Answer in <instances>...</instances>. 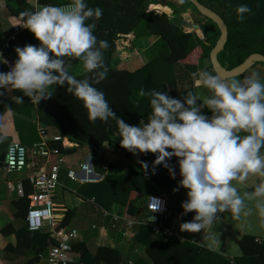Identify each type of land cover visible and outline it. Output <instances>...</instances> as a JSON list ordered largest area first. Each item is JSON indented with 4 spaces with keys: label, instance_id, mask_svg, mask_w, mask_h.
<instances>
[{
    "label": "clouds",
    "instance_id": "1",
    "mask_svg": "<svg viewBox=\"0 0 264 264\" xmlns=\"http://www.w3.org/2000/svg\"><path fill=\"white\" fill-rule=\"evenodd\" d=\"M235 10L238 21L251 12L246 4ZM102 14L100 7H88L86 0H72L68 10L45 5L21 12L23 27L39 45L14 48L17 58L9 71L0 72V88L19 90L38 104L51 97V86L66 84L67 92L83 102L90 121L116 119L120 145L133 155L156 154L153 166L162 165L173 178L175 170L167 161L178 158L179 185L188 190L181 203L182 214L194 213L190 221L180 224V230L197 233L207 228L202 247L212 249L218 241V233L213 231L217 213L228 212L237 220L255 213L264 226V179L253 183L252 191L243 196L233 183L243 184L250 174L264 177V82L258 73L243 79H222L206 70L194 73L195 86L207 89L210 95L200 97L189 91L177 99L152 90L146 93L151 97L147 122L129 125L116 117L104 93L93 86L106 76L103 50L108 42L98 41L94 23L86 21L98 20ZM65 57L81 60L92 81L71 75ZM0 63H6L2 55ZM15 99L23 103L21 97ZM140 164L148 169L147 162ZM246 199L254 201L253 207H248Z\"/></svg>",
    "mask_w": 264,
    "mask_h": 264
},
{
    "label": "trees",
    "instance_id": "2",
    "mask_svg": "<svg viewBox=\"0 0 264 264\" xmlns=\"http://www.w3.org/2000/svg\"><path fill=\"white\" fill-rule=\"evenodd\" d=\"M202 5L216 12L226 23L229 31L228 42L225 49L219 54L218 58L221 65L227 70H233L242 65L250 56L259 54L264 56V0H198ZM150 0H86L88 7L102 9V16L96 20L90 18L86 23H94L93 34L97 40H106L108 48L103 50V59L107 73L105 78L93 86L102 91L110 108L116 113L117 118H121L129 125H137L143 118L151 112L150 96L146 93L155 90L165 92L169 96L182 99L186 92L179 91V86L183 82V77L191 76L196 72L200 59H209L211 51L214 49L220 38V32L216 25L208 21L217 29V35L207 36L204 42L195 32H186L180 23L179 12L166 0L157 3L158 9L170 10L174 12L170 19L166 14L148 11ZM246 4L251 9L246 13L243 21H238L236 6ZM38 5L62 6L60 0H9L6 2V10L12 24L20 26L24 20L20 13L29 10L34 11ZM198 14L196 9L185 0L182 11V18L192 15L191 9ZM199 15V14H198ZM205 20V19H204ZM130 35L136 38L159 37L168 47L170 53L166 57H160L152 61L142 69L135 72L129 70H116L114 62L117 58V42L128 38ZM22 46L26 44L39 45L33 34L25 29L19 36ZM126 44V42H124ZM1 49V48H0ZM69 69L82 64L78 58L65 57ZM262 65L263 64H256ZM158 67V68H157ZM77 79L88 78L92 81V74L86 73L76 77ZM67 85H53L48 89L51 97L42 99L37 104L40 122L48 129L55 130L59 136L67 137L71 142H75L82 147L96 150L104 145L119 143L118 126L116 119L110 118L107 122L96 120L92 122L88 119L87 110L83 102L67 92ZM143 94L144 98L139 99ZM16 105L27 106L30 110L34 105L30 100H23V103H10L8 106L17 109ZM51 150L56 154L50 158V167L53 166L58 157L68 154L61 142L53 140L48 143ZM66 146H70L66 141ZM264 153V149L261 150ZM151 164L153 161L150 159ZM162 170L160 168H156ZM166 171V170H162ZM24 183V196L14 195L13 205L16 209L15 219L25 222L29 210V196L33 189L28 179L22 180ZM76 194L86 200L96 198V203L103 209L109 211L113 204L121 205L124 208V216L131 218L130 214L134 211L136 217H148L149 212L141 200L142 194L147 193L148 185H145L144 192H135V186L119 184L114 177H107L104 182L97 185L80 186L70 183ZM128 193L125 200H120L119 195ZM135 192L131 194V192ZM133 196V199H131ZM135 196V197H134ZM75 211H68L61 227H68L72 221ZM139 220V219H138ZM184 222V221H183ZM182 222V223H183ZM16 233L12 223L5 222L0 227V234L8 238ZM33 234H42L46 237L44 247L51 248L56 242L51 235L44 232H30L28 227L21 231V238L15 247L7 245L6 253L19 252L30 249V243L36 240ZM180 234L184 233L180 230ZM155 235L149 227H141L136 237V247L143 245L153 259L154 264H232L231 261L223 259L219 255L206 251L190 241L180 243L175 238L165 241L158 237L157 242L148 245L153 241ZM37 248L34 250L36 251ZM73 251L78 252L84 257L87 249L83 244L75 243ZM103 254L114 256L104 260L101 256L96 258L95 264H119L121 255L114 251L99 249ZM37 255L36 257H39ZM116 258V262H114ZM80 262H83L81 258ZM233 264H264V246H257L254 252Z\"/></svg>",
    "mask_w": 264,
    "mask_h": 264
},
{
    "label": "crops",
    "instance_id": "3",
    "mask_svg": "<svg viewBox=\"0 0 264 264\" xmlns=\"http://www.w3.org/2000/svg\"><path fill=\"white\" fill-rule=\"evenodd\" d=\"M0 1L2 2L0 5L1 48L3 43L10 42L14 34L15 26L12 24L6 10V2L9 0ZM60 1L63 5L72 4V0ZM148 11H156L170 16H172L173 13L167 9H158V5L153 9L149 8L148 5ZM192 18L190 19L193 20ZM202 26L200 31L195 33L199 38H201V40L206 42L207 38L204 29L202 30ZM185 31L189 32L187 30ZM129 40L131 41H128L127 38L122 40V42H126V44L124 47L121 46L117 49V58L114 62V68L116 70H129L131 72H135L142 69L157 58L166 57L170 53L168 47L165 45V42H163L159 37L153 36L136 38L131 35ZM10 44L11 49L3 58L6 59L9 64H13L17 58L14 48H22L23 46L21 45L19 37L15 41L10 42ZM9 70L10 66L8 64L0 63V72H7ZM204 70L216 75L211 67L210 59H200V61H198L195 73ZM252 72L258 73L261 81L264 82V66L262 65H255L244 76L236 79H243ZM69 73L74 77H77L86 74L87 72L84 70L82 63L69 69ZM178 89L183 92L191 90V92L198 94L200 97L210 95L207 89L195 86L193 75L188 77L184 76L183 82ZM141 95L139 98L140 100L144 98V95ZM16 97H21L22 100H30V98L24 96L19 90L7 87L0 88V157L6 153L10 144L18 143L28 149L29 163L34 164L37 170L45 169L47 165L45 159L33 157L31 150L35 145L41 142V129H45L48 137L51 139L59 135L55 130L46 128L40 122L37 104L32 103L31 100L30 104L34 105L33 110H30L27 106L20 105L15 106L17 109L10 108L8 104L17 103L15 99ZM199 103L200 101L198 100L197 104ZM202 111L206 115H211L207 108L202 109ZM141 120H144L146 123L147 117H143ZM117 136L119 143L115 142L113 144H107L96 150H89L88 148L82 147L75 142H71L67 137L61 136L64 141V143H62L64 149L70 152L62 155L63 163L61 165L60 172L61 184L56 192L54 200L61 223L68 211H75V215L72 217L70 225L65 228L77 230L80 234V240L76 243L85 245L87 249V254L84 257H82L80 253L74 252L76 264H95L98 256H101L104 260H108L110 257L111 259H114V256H110L108 253L103 254L104 252H99V249L111 250L121 255V261L119 264H154L153 259L146 251V247L138 244L136 247L135 245L136 237L141 227L133 228L131 230L123 229L121 224L115 228L113 227V216L117 215L128 219L123 215L124 208L121 205L113 204L110 210L107 211L96 203L95 197L86 200L77 195L76 191L68 185L70 183L79 184L80 186L97 185L104 182L107 177H114L119 184H124V187L128 184L134 185L135 192L140 191L143 193V187L148 185L149 190L147 193L142 194L141 198L144 205L146 204L147 198L151 195H160L166 198L168 201L169 214L167 220L163 222V224L174 230L182 238V241L175 238L180 243L190 241V236H192V244L206 251L215 253L223 259L231 261L232 264L235 261L241 260L243 257L252 254L257 246H264V226L261 225L260 219L255 215V213L248 217H241L240 220L233 218L228 212L217 213L218 219L213 225V231L218 233V241L213 245L212 249L201 246L204 235L208 233L207 228L204 229V232H183L184 234L181 235L180 224L183 221H190L194 213L189 212L187 214H182L183 209L181 208V203L187 199L186 193L188 190L179 185V181L182 179L179 174V166H177V164L174 165L173 168L175 170V177L173 178L169 174L168 170L162 171L156 169L151 164L150 158L147 156L123 153V147L120 145L119 131ZM66 141L69 142V147L66 146ZM141 161L147 162V170L142 169L140 164ZM0 164L2 163L0 162ZM82 165H85L87 170H82ZM153 167L155 168L154 173L152 171ZM31 169L33 168H29L21 174L6 175L4 172V164L0 166V203L3 206L0 219L6 218L8 222L12 223L16 230V233L8 238H4L0 234V264H46L45 258L47 257L50 248H47V246L44 247L46 237L42 234L32 235L36 242L30 243V249H25L15 253H6L5 251L7 245H11L13 247L16 246L18 240L21 238L22 231V228H19L16 225L17 219L14 217L16 213V209L13 205L15 194L8 192L6 183L9 181L15 182L17 180L27 179L33 171ZM70 171H75L79 180L87 179L88 183H80V181L71 180L68 178V173ZM262 179H264V177L250 174L248 179L243 184L235 181L233 183L236 184L238 191L243 196L245 191H252L251 186L253 183ZM174 189H176V191H174ZM135 192L133 191L131 194H134ZM127 195L128 193L124 190V193L119 195V199L123 201L127 198ZM131 199H133V196ZM245 202L248 207H253L254 201H248L246 199ZM132 212L133 213L130 214V217L133 219L128 220L139 219L149 222L153 219L151 218L150 213L148 217L142 218L134 216V211ZM104 213H108L109 215L105 217ZM158 237L161 236L155 235L153 237L154 240L152 242L149 241L148 245L157 242ZM163 239L165 241L169 240L167 238ZM35 248H37L36 251L34 250ZM37 255L43 256V258H40V256L36 257ZM81 258L83 259V262H80ZM116 261L117 260L115 258L114 262Z\"/></svg>",
    "mask_w": 264,
    "mask_h": 264
},
{
    "label": "built area",
    "instance_id": "4",
    "mask_svg": "<svg viewBox=\"0 0 264 264\" xmlns=\"http://www.w3.org/2000/svg\"><path fill=\"white\" fill-rule=\"evenodd\" d=\"M0 1V5H1ZM45 5H38L34 11L39 10ZM71 4L59 6L65 10ZM150 12V11H149ZM160 13V12H159ZM163 14V13H161ZM170 19L173 17L167 15ZM24 22L15 27L14 34L10 42L15 41L23 30ZM131 36V35H130ZM130 36L127 38L128 41ZM10 42L3 43L0 49V55L3 57L11 49ZM125 43L122 40L117 42V47H124ZM4 59V58H3ZM6 61V59H4ZM11 68L13 64H9ZM41 142L35 145L32 150V156L37 158H43L47 162L45 169L37 170L34 164L28 162L29 151L28 149L18 143H12L8 146L6 150V158L4 163V172L6 175L21 174L29 168H33L30 175L27 177L29 183L33 189L32 194L29 196V210L25 219L26 226L30 232H44L51 235V238L56 242V245L49 249L48 255L45 258L46 264H76L74 259L73 245L80 240V234L77 230L61 227V219L58 215L57 206L55 204V195L60 187V172L61 165L63 163L62 155L58 157L56 163L53 166L50 165L51 156L55 155L56 152L51 150L48 143L53 140L55 142L64 143L61 136L53 137L52 139L48 137L45 129L40 130ZM122 152L125 154H132L128 150L122 148ZM136 155L147 156L152 161L155 160L156 154L154 153H139ZM170 167H174L177 164V158L172 157L167 161ZM155 168H160L162 170L167 169L162 165H155ZM36 169V170H34ZM82 170H87L85 165H82ZM68 178L73 181H80V183H88L87 179L79 180L75 171H70L68 173ZM6 188L11 194H16L19 197L24 196V183L22 180H17L15 182L9 181L6 183ZM156 209L153 211V208ZM147 211L150 213L151 219L149 222L145 220H128L121 216H113V227H117L121 224L122 228L125 230H131L133 228H139L142 226H149L154 235L161 236L163 238L171 239L176 238L182 241V238L171 228L166 227L163 222L167 220L169 214L168 201L166 198L160 195H151L147 198L145 204ZM2 204L0 203V216L2 214ZM109 214L104 213L107 217ZM43 258V256H40ZM131 264V263H130Z\"/></svg>",
    "mask_w": 264,
    "mask_h": 264
},
{
    "label": "water",
    "instance_id": "5",
    "mask_svg": "<svg viewBox=\"0 0 264 264\" xmlns=\"http://www.w3.org/2000/svg\"><path fill=\"white\" fill-rule=\"evenodd\" d=\"M186 1L189 2L196 9L198 14L203 19H205V21H201V22L197 21L194 23V22L183 19L181 15L180 23L184 30L191 31V32H198L200 31L202 25H204L207 21H210L214 25H216V27L218 28L220 32V38L217 41L214 49L211 51L210 58H209L211 67L217 76L221 77L222 79L239 78V77L244 76L256 64L264 65V56L255 54V55L250 56L242 65L238 66L237 68L233 70H227L226 68H224L220 63L218 56L225 49V46L229 38V31H228V27L226 23L216 12L202 5L198 0H186ZM5 158H6V153H4L0 157V162L2 163L0 164V166L4 164Z\"/></svg>",
    "mask_w": 264,
    "mask_h": 264
},
{
    "label": "rangeland",
    "instance_id": "6",
    "mask_svg": "<svg viewBox=\"0 0 264 264\" xmlns=\"http://www.w3.org/2000/svg\"><path fill=\"white\" fill-rule=\"evenodd\" d=\"M166 1H168L169 4H171L172 6H174L175 11L176 12H179V17H180L181 14H182V12H183L182 9H183L185 0H182V2H181V0H166ZM158 2H160V0H153V1H151L150 3H148L149 8H152V9L153 8H156ZM175 6H177V7H175ZM192 13H193V18H192V15H191V17L189 16V18H187V21H191V22H194V23L197 22V21H201V20L202 21H205L200 15H198L194 11ZM174 15L175 14L173 12L172 13V16H174ZM190 18H192L193 20H191ZM203 29L207 33V36L217 35V29H216V27L214 25H212V24H209L208 21L202 26V30ZM189 32H191V31H189ZM5 222H8V220L6 218H1L0 219V226H2V224L5 223ZM16 225L19 228H22V229L25 228V222L23 220H21V219H17L16 220Z\"/></svg>",
    "mask_w": 264,
    "mask_h": 264
}]
</instances>
